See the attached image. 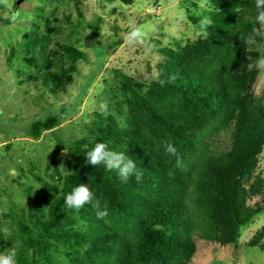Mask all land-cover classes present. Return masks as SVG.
<instances>
[{
    "label": "trees",
    "instance_id": "obj_1",
    "mask_svg": "<svg viewBox=\"0 0 264 264\" xmlns=\"http://www.w3.org/2000/svg\"><path fill=\"white\" fill-rule=\"evenodd\" d=\"M210 2L197 15L186 14L199 31L203 17L212 19L207 36L200 32L178 49L158 50L165 60L153 76L175 74V83L161 87L152 76L144 93L126 84L123 90L133 106L126 122L117 125L107 116L92 141L76 142L69 152L71 171L46 216L37 211L28 224L17 221L25 248L42 254L44 238L52 236L86 244L85 264H189L194 235L221 246L234 244L240 230L264 211V175L257 170L264 153V97L253 88L259 69L247 68L264 57V39L254 46L245 43L252 27H259L255 0ZM62 50L71 60L82 55L72 47ZM41 65L46 68L42 84L51 83L52 92L62 89L60 76L48 69L50 60L43 57ZM56 121L54 114L31 120L25 133L36 138ZM100 142L132 159L142 181L132 177L124 183L104 165L88 164L87 152ZM166 144L176 147L181 165L165 151ZM81 183L103 204L104 219L83 209L78 219L69 218L77 211L67 208L65 197ZM56 190L41 185L44 198ZM79 219L84 225L73 228ZM66 221L69 226L63 227ZM263 238L264 225L247 244L262 249ZM17 260L30 264L24 256Z\"/></svg>",
    "mask_w": 264,
    "mask_h": 264
},
{
    "label": "rangeland",
    "instance_id": "obj_2",
    "mask_svg": "<svg viewBox=\"0 0 264 264\" xmlns=\"http://www.w3.org/2000/svg\"><path fill=\"white\" fill-rule=\"evenodd\" d=\"M210 7V0L0 2V253L15 248L17 259L24 256L30 264H85L86 244L78 246L61 237H45L42 254L35 247L25 248L17 221L28 224L37 211L46 216L48 203L71 171L69 152L76 142L92 141L107 116L117 125L126 122L133 106L124 86L144 93L165 60L158 50L192 42L200 31L186 14ZM130 21L145 33L142 43L126 42ZM63 46L80 51L81 57L69 59ZM30 56L34 63L26 61ZM43 57L51 62L49 71L60 76L62 89L52 92L51 83L42 84ZM253 88L264 97V69H259ZM105 103L106 112L101 108ZM49 114L57 119L52 128L36 138L25 133L31 120ZM257 170L264 175V153ZM43 183L57 190L44 198ZM82 209L96 214L91 205ZM77 213L69 218L78 219L82 213ZM79 221L72 227L84 225L85 220ZM262 225L264 211L240 230L234 244L223 246L194 235L189 264H264V238L262 249L247 244Z\"/></svg>",
    "mask_w": 264,
    "mask_h": 264
},
{
    "label": "clouds",
    "instance_id": "obj_3",
    "mask_svg": "<svg viewBox=\"0 0 264 264\" xmlns=\"http://www.w3.org/2000/svg\"><path fill=\"white\" fill-rule=\"evenodd\" d=\"M0 2H6V0H0ZM256 16L255 24L259 27L253 26L251 31L247 34L245 43L249 46L257 45L258 38L264 39V0H255ZM213 23L209 17H203L200 20L199 28L202 35L207 36V29ZM130 31L127 33L126 42L128 44L142 43L145 37V33L142 29L135 24V22H129ZM248 71L253 69H264V57H261L255 64L249 63L247 65ZM161 73L157 71L153 76V79L164 87L166 84H173L178 79L177 75L171 74L167 79L161 78ZM103 111H107V105L102 104ZM165 151L172 156L177 157V165H181L182 161L177 155V149L172 144H166ZM86 161L92 166L104 165L108 171H115L118 178L127 183L132 177H135L137 182H141L143 179L142 173L137 169L135 162L130 159L123 152H117L109 149L108 144L100 142L87 152ZM65 205L67 208L79 211L86 204L91 205L96 210V216L98 219H104L107 212L101 208L100 201L95 199L93 191L87 184L81 183L74 187L72 191L66 195ZM159 227V226H157ZM18 252L15 248L8 249L6 252L0 253V264H18Z\"/></svg>",
    "mask_w": 264,
    "mask_h": 264
},
{
    "label": "water",
    "instance_id": "obj_4",
    "mask_svg": "<svg viewBox=\"0 0 264 264\" xmlns=\"http://www.w3.org/2000/svg\"><path fill=\"white\" fill-rule=\"evenodd\" d=\"M19 1V0H18Z\"/></svg>",
    "mask_w": 264,
    "mask_h": 264
}]
</instances>
